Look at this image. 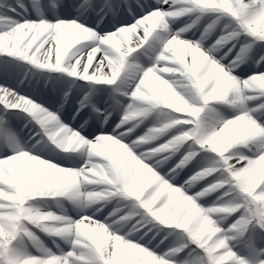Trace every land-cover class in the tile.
I'll list each match as a JSON object with an SVG mask.
<instances>
[{"label":"snow or ice","instance_id":"6c2138e0","mask_svg":"<svg viewBox=\"0 0 264 264\" xmlns=\"http://www.w3.org/2000/svg\"><path fill=\"white\" fill-rule=\"evenodd\" d=\"M39 3L32 0L33 19L26 13L17 14L8 0H0V22H6L0 25V143L8 146L0 150V264H264V173L255 163L260 153L218 148L216 135L204 133L209 129L218 133L225 118L217 115L208 123L202 119V113L212 112L213 105L227 106L235 111L226 119L239 117L252 130L249 139L264 143V116L257 115L264 112V87L257 83L264 81V0H227L230 10L218 2L202 9L209 17L220 16L227 22L223 31L218 29L212 36L219 41L216 47L228 53L224 59L206 51L208 45L199 46L197 39L185 36L177 38L185 42L179 47L168 43L171 37L159 43L167 13L175 11L163 0L159 5L140 7L129 6L128 0H102L99 5L81 0L74 17L61 14L69 7L63 0H49L50 17L39 10ZM89 12L94 16L91 24L85 15ZM139 29H143L142 35H135ZM234 50L235 57L225 64ZM142 54L147 62L141 75H149L143 83L138 77L139 88L134 85V94L130 91L119 101L123 107L118 120L112 119L113 101L109 100L106 107L99 108L103 115L94 125L80 123L74 129L62 122L59 108H45L43 100L20 86L22 62L81 82L77 84L81 89L109 86L113 90L118 72L137 70L128 63L129 57ZM42 55L47 63L39 62ZM70 56L74 64L79 63L66 69L63 63ZM249 57L255 66L246 78H239L244 82V95L238 97L231 87L237 77L233 73ZM221 65L231 74L221 72ZM166 68L173 71H161ZM156 77L180 95L198 98L197 107L202 109L180 116L190 122L148 146L159 149L170 140L182 145L175 155L160 149L161 155L156 157L160 163L145 159L131 143L148 129L159 127L158 123L135 135L145 120L127 122L129 105L147 102L146 93L164 87ZM178 82L182 84L178 86ZM89 100L85 94L81 105ZM78 117L83 121L81 114H72L71 119ZM21 119L26 120L25 127L31 124L37 129H29L28 139L34 133L53 143L63 138L67 150L42 155L22 147L10 127L11 121ZM99 121H104L103 126ZM74 138L79 139V146H73ZM81 148L85 155L77 159ZM229 157H245L246 166L232 167ZM94 164L116 175H126L129 170L134 174L128 193L138 202L140 223L130 232L113 227L116 215H110L112 210L107 215L93 210L75 217L65 211L62 201L75 197L78 182L85 176L91 178L89 168ZM182 173L187 178L176 183ZM198 184L200 190L189 194ZM210 195L215 199L200 203ZM37 201H43L44 207L35 206ZM38 222L56 229L44 232L51 247L41 244L35 235L33 229L40 231ZM160 234L164 239L154 243ZM170 235L179 238L165 244ZM25 241L35 246V252L22 247Z\"/></svg>","mask_w":264,"mask_h":264},{"label":"clouds","instance_id":"9594fccd","mask_svg":"<svg viewBox=\"0 0 264 264\" xmlns=\"http://www.w3.org/2000/svg\"><path fill=\"white\" fill-rule=\"evenodd\" d=\"M17 8L20 10L17 14L26 13L28 7L32 6V0H14ZM164 3L169 5V9L175 8V11H169L167 13L166 19L164 20V26L159 32V43H163L168 40L169 44L179 47L180 44L185 42L179 41L177 38L180 36H185L189 32L195 35L196 31H199L200 36L197 38L199 46L204 45L219 29L223 31L227 26V22L220 16L209 17L202 9L214 3H219L221 6H225L226 10H230V5H228L227 0H163ZM129 6L140 7L141 4H152L159 5L161 0H128ZM235 15V13H233ZM158 19V18H157ZM6 22H0V25ZM179 24V27L173 28L174 25ZM195 30V31H194ZM264 33V29H262ZM219 41H214L208 45L206 51L215 52L217 55L221 52V49L217 48L216 45ZM231 51V50H229ZM203 55V52H202ZM228 56L225 52L221 55V59ZM72 56L65 59L63 67L66 69H72L77 66L79 61L73 63ZM81 59L83 57H80ZM41 64L47 63V57L41 56L39 59ZM128 63L137 66V70L131 73L120 71L117 73V79L114 81L115 88L109 93V100H112L110 105L112 108L111 114L120 115L121 108L123 107L119 101L126 94L132 91L134 94L133 86L137 84V78H140V83H143L144 77L148 76L149 73H144L141 75V69L143 64L139 61L137 57H129ZM241 63H251V57L244 59ZM30 67L23 69L25 76L27 77V84L23 78H21V85L29 87L33 85V80L35 84L40 86L41 91L50 90L53 95L58 97L56 108L61 110V113L65 110L66 106L72 104V90L77 87V82L72 80H63L64 87L57 89L55 87L56 83L61 81L63 77L61 74L53 71H49L47 68L35 67L29 65ZM237 65V67H239ZM221 72L225 75H230L231 73L228 69L221 65ZM151 70H149L150 72ZM164 72H171L173 69H161ZM156 79L164 85L159 90L153 89L148 95L147 102L137 103L135 105H129L130 118L128 123H131L132 119H148L149 117H154L155 122L158 123L159 127L150 128L144 133L143 136L134 139L131 143L138 152L145 159L154 160L156 163H160V160H156L157 156L161 155L160 149L169 152L170 155H175L179 151V147L182 145H177L172 143L171 140L165 145L159 146L157 148L148 147L151 144L156 143L163 136L168 135L178 125L189 123L190 121L179 119L182 115H193V113L202 111L197 107V99L194 97H185L180 95L171 85L167 84L165 81H161L159 77ZM236 81L232 85L234 94L238 97H243L244 88L242 85L243 81L239 77H233ZM261 87H264V81L257 82ZM20 85V86H21ZM83 99V98H82ZM74 104V111L72 114H81L85 109H88V114L83 118L82 123L85 126L90 125L92 122H96L99 116L103 113L100 112L99 107L89 100L87 105H81V100ZM248 99H251L250 97ZM206 103V101H201ZM247 107V105H244ZM235 111L234 109H232ZM110 114V115H111ZM257 115L264 116V112L257 113ZM225 118V123L219 127V132L215 133L213 129H209L204 133V136L216 135V146L218 148H224L225 150L231 151L233 147H238L249 153L259 152L260 155L256 160L257 168L264 173V143L255 142L249 139L252 136V130L249 128L247 123L236 117L233 120H227V116L221 115ZM108 117H105L107 120ZM100 126H103L104 121H99ZM135 127V125L133 126ZM129 132L132 129H128ZM261 135H264L262 133ZM190 138V137H189ZM177 137H173L172 140H176ZM21 146L28 148L29 150L39 152L44 155L55 154L59 155L58 149L66 151L67 148L63 147L66 143L63 138L57 140L53 143L48 140V138L43 134H33V136L27 140H20ZM73 146H79L80 141L74 138L72 141ZM7 145L0 143V150H6ZM85 151L83 148L80 150V155L77 159L83 158ZM223 158V157H222ZM163 159H167L164 157ZM233 161L232 167H237V165H245V157L235 158L229 157ZM246 166V165H245ZM238 168V167H237ZM93 169L95 171H93ZM89 172L92 173L91 178L85 176L81 181L78 182L79 186L76 189L75 197L67 201L71 211L78 215L86 211L93 210H103L109 205L112 206V212L110 215H116V219L113 221V227L118 231H131L136 228V225L140 223L137 220V216L140 215L138 211V202L129 195L128 189L134 180V174L129 170L126 175H116L107 171L103 165L94 164L89 168ZM68 211L67 208H64ZM51 217V213L46 214ZM218 219L222 222L224 217L220 216ZM143 226V225H142ZM162 226V225H161ZM39 230L44 232H53L56 229L52 225H44L37 223ZM179 237L173 235V242H175Z\"/></svg>","mask_w":264,"mask_h":264},{"label":"rangeland","instance_id":"374dc122","mask_svg":"<svg viewBox=\"0 0 264 264\" xmlns=\"http://www.w3.org/2000/svg\"><path fill=\"white\" fill-rule=\"evenodd\" d=\"M8 2H9V4L16 10V12H19L20 10L17 8V6H16V4H15V2H14V0H8ZM46 2H49V0H40V3H39V5H38V8H39V10L41 11V12H43L44 13V15L45 16H51V11L49 10V11H45V8L43 7V6H41L42 5V3H46ZM102 2V0H93V4H95V5H99L100 3ZM81 3V0H63V4L64 5H67V6H69L68 8H67V12L66 13H64V10L62 9L61 10V14L62 15H64V14H66V15H68V16H70V17H74L77 13H76V11H75V7L76 6H78L79 4ZM22 14H25V13H22ZM85 15L87 16V13H85ZM26 16L28 17V18H36V11L34 10V8H33V6H29L28 7V11L26 12ZM87 18H88V20L89 21H91V23L94 21V18L92 17L91 19H90V16H87ZM106 19H108V18H106ZM177 27H179L180 25L179 24H177L176 25ZM102 27H103V25H102ZM186 39H191V40H194V39H197L196 37H185ZM211 42H214V40H213V38L210 40V43ZM210 43H208V44H210ZM240 47V45L238 44L237 45V49ZM223 54V52H221L220 53V55H222ZM138 59H139V61L142 63V60H141V55L140 56H138L137 57ZM234 57H232V59H233ZM231 59V55L228 57V60H226V61H224V63L225 64H227L228 63V61L229 60H232ZM244 63H241L240 64V66L239 67H237V68H235V69H242L243 68V65ZM28 67H30L29 65H26V64H23L22 62H21V72H20V78H23L24 79V81H25V84H27V77L25 76V74H24V72H23V69H25V68H28ZM91 68V67H90ZM89 68V69H90ZM234 75H236L237 76V74H236V72H234L233 73ZM250 74V73H249ZM248 74V75H249ZM53 75H61L62 77H63V79L61 80V81H59V82H57V89L59 90V89H61V88H63L65 85H64V83H63V80H68V79H71V78H68V77H66V76H64L63 74H53ZM81 82H78L77 81V84H80ZM85 85L87 84V82H83ZM35 84V80H33V85ZM33 85L32 86H29V87H25L24 85H21L22 87L21 88H25L29 93H31V94H33V96L34 95H36V91H37V89L39 90L40 89V86L38 85L37 86V88H33ZM75 89H77L78 91H80V93H81V98L80 99H82L83 97H84V95L85 94H88L89 95V98H90V100L91 99H93L92 98V96L87 92V90L89 89L88 87H85V88H83V89H81V88H78V87H74V90ZM74 90H72V95H73V91ZM104 90H106V92H104V103H103V106L104 107H106L107 106V104H106V101H109V93L110 92H108V89H104ZM40 92H41V89L39 90ZM108 92V93H107ZM22 94V93H21ZM41 95L43 96V98H45V99H47V92H44V93H42L41 92ZM56 103H57V99H58V97L56 96ZM79 99V98H78ZM79 99V100H80ZM50 100H52L53 101V97L52 98H50ZM79 100L77 101V102H79ZM73 101H75L74 99H73ZM73 103V102H72ZM71 105V104H70ZM69 105V106H70ZM69 106H66L65 107V110L62 112V114L64 115V116H66V114L67 115H69L68 113H67V111H69ZM103 107V108H104ZM214 107V109L215 110H218V109H220V110H222L223 112H225L226 114L228 113V115H230L229 114V111H228V108H227V106H224V105H222V106H220V105H216V106H213ZM101 109H102V107H100ZM73 111L74 110H72L71 111V114L69 115L70 117H71V115H72V113H73ZM87 114V113H86ZM86 114H83V113H81V117L82 118H84L85 116H86ZM85 115V116H84ZM113 117H114V115H113ZM77 119H79V117L77 118ZM113 120H118V118H112ZM21 121V124H19L18 122H16V121H11L10 122V127H11V129L17 134V136H18V138L20 139V140H27L28 139V137L32 134L30 131H29V128L28 127H25V123H26V120L25 119H21L20 120ZM80 121H81V123H82V119L80 118ZM94 123L92 122L91 123V125H93ZM152 124H148V125H146V126H142L136 133H135V135H142L143 134V132L146 130V128L147 127H149V126H151ZM30 126H31V128H32V131H36L37 129L35 128V126L34 125H31L30 124ZM16 127H19V129L21 128V134H19V130H17V128ZM26 130H28V131H26ZM157 142H159V140L157 141ZM77 162V164H79L80 163V161L79 160H77L76 161ZM67 166V165H66ZM187 177L186 176H184V174L182 173L181 174V177H178L177 178V181H176V183H179L180 184V181L181 180H183L184 181V179H186ZM201 186L202 185H200V184H198V185H196L195 186V188L197 187L198 189H199V187L201 188ZM213 197H215V195H210V196H208L207 198H205L206 200H209V199H211V198H213ZM48 202H52V200H48ZM200 203L201 204H203V202L202 201H200ZM62 204L64 205V203H63V201H62ZM40 208H43V207H40ZM65 208V207H64ZM51 210H53V211H57V209H51ZM104 211V215H107V213L109 212V211H111L112 210V206H108L107 208H104L103 209ZM44 234H36V236H37V238H38V240L40 241V243L41 244H43V245H45V246H47V247H51V243L49 242V240L47 239V238H45L44 236H43ZM162 239H164V237H163V234H160V235H158L157 236V238H156V241H154V243L155 242H158V241H160V240H162ZM170 242H173V235H170V236H168L167 237V239L166 240H164V243L165 244H168V243H170ZM209 243H210V241H209ZM163 246V245H162Z\"/></svg>","mask_w":264,"mask_h":264},{"label":"bare ground","instance_id":"6f19581e","mask_svg":"<svg viewBox=\"0 0 264 264\" xmlns=\"http://www.w3.org/2000/svg\"><path fill=\"white\" fill-rule=\"evenodd\" d=\"M48 3L49 2H47V3H42V5L41 6H43L44 8H45V11L47 10V11H49L50 9H49V7H48ZM166 7V6H165ZM177 26L176 25H174L173 26V28L175 29ZM195 31V30H194ZM142 32H143V29H139V30H137V32H136V34L135 35H142ZM185 37H196V38H198L199 37V31H196V33H195V35H192V33L191 32H189L188 34H186L185 35ZM213 37H211L210 38V40L212 39ZM132 39H133V36H132V34H130L129 35V44L131 45V41H132ZM210 40L209 41H207L206 43H205V45H209L208 43H210ZM225 51H226V49H225ZM222 52V51H221ZM220 52V53H221ZM220 53L218 54V56L220 55ZM235 55H236V50H234L232 53H231V59H232V57H235ZM249 55H251V53H249ZM247 59V58H246ZM141 60H142V64H144V63H146L147 62V56H146V54H142L141 55ZM230 61V60H229ZM97 62V60L96 59H94L93 60V63H96ZM244 66H243V68L242 69H235L234 70V72H236V74H237V77H239L240 79H244V78H246L247 77V75L250 73V70L252 69V65H251V63H244L243 64ZM79 71H82V69H80ZM92 68H90L89 69V74H91L92 73ZM105 71H106V69H105ZM180 84H182V82H178V86H180ZM114 87V86H113ZM104 89H108V92H111V87H109V86H90V90L88 89V93L92 96V100H91V102L92 103H94V104H96V106L97 107H102V109H103V103H104V92H106V90H104ZM107 92V93H108ZM81 93H80V91H78L77 89H75L74 91H73V95H72V104L71 105H73L74 106V104L75 103H77V101L81 98ZM35 98H38V99H40V100H43L44 101V106L46 107V108H48V109H51V110H55V108H56V102H54V103H51V102H47V101H45L44 99H43V97L41 96V95H39V96H34ZM79 98V99H78ZM73 99L75 100V101H73ZM55 101H56V99H55ZM213 106H216V105H213ZM212 106V107H213ZM220 106H222V105H220ZM72 107V106H71ZM228 108V111H229V114L230 115H228V113L226 114L225 112H223L222 110H220V109H218V110H215L214 109V107H213V111L212 112H206V113H202V119L204 120V122L205 123H208V122H211L212 120H214L215 118H216V116L217 115H219V116H221V115H225V116H227V117H230L231 115H232V113H233V110L231 109V108H229V107H227ZM84 112H87L88 113V109H85L84 110ZM61 114V113H60ZM71 117H72V115H71ZM60 118H62L61 120H62V122L64 123V124H66V125H68V126H70V127H72V128H78V126H79V124L81 123V121H80V119H78V120H76V121H73L69 116H61ZM113 118H118V116L116 115V114H114V117ZM153 123H155V119H154V117H149L148 119H146L145 120V122L136 130V132L142 127V126H146V125H148V124H153ZM30 125L28 126V128L30 129ZM26 131H28V130H26ZM32 132H34V131H32ZM133 138H136L135 136L133 137ZM89 139H91V137L89 138ZM42 155H44V154H42ZM232 163H233V161H231ZM237 167H239V165H237ZM183 183V180H181L180 181V184H182ZM200 190V187H199V189L196 187H193L192 189H190V192H189V194H191V193H194V192H196V191H199ZM213 199H215V197H213V198H211V199H209V200H206V199H204V200H201L202 202H203V204H205L206 205V202H211ZM47 203L49 204V205H52L53 204V201L50 203V202H48L47 201ZM63 203H64V205H63V207H65V208H67L68 209V214L70 215V216H73V217H75V214L71 211V209H70V207H69V205H68V202L67 201H63ZM157 203H159V201H157ZM35 206H37V207H44V202L43 201H37V202H35ZM111 205H109V207H110ZM155 207V206H154ZM52 209H56L55 207H53ZM104 211V210H103ZM104 213V212H103ZM33 231H34V233H35V235L36 234H44V233H42V232H40V231H38V230H35V229H33ZM45 238H47L48 240H49V242L51 243V240H50V238L46 235V234H44L43 235ZM210 243H211V241H210ZM22 247L23 248H25L27 251H29V252H35V246L31 243V242H29V241H25V242H22Z\"/></svg>","mask_w":264,"mask_h":264}]
</instances>
